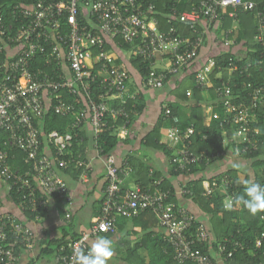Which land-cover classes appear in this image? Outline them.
Segmentation results:
<instances>
[{
	"label": "built area",
	"instance_id": "built-area-1",
	"mask_svg": "<svg viewBox=\"0 0 264 264\" xmlns=\"http://www.w3.org/2000/svg\"><path fill=\"white\" fill-rule=\"evenodd\" d=\"M255 7L252 0H199L190 10L179 11L172 7L166 20L170 28L164 30L155 0H39L32 4H14L7 12L0 6V176L8 189L18 194L21 209L35 212L47 207L49 198L53 197L61 204L65 221L71 222L72 195L60 170L70 167L72 159L66 158V151L73 146L79 129L85 124L92 127L96 149L105 158L107 184L100 214L79 238L60 246L57 259L61 264H77V253L88 250L92 237L115 232L118 216L135 218L146 210L158 217L179 263H213L211 257L197 247L208 241V228L186 206L171 199L172 191L162 188L163 178L154 179L148 188L140 185L125 188V178L130 175L131 167L119 164L113 154H105L98 146L99 136L107 128H114L110 120H121L115 127L117 136L127 137L131 113L136 110L137 103V96L129 90L131 74L128 68L116 62L115 53L107 46L119 38L132 46L127 54L129 58L137 55L154 60L168 59L165 69L155 68L153 62L142 80L145 88L159 89L170 75L184 72L195 62L203 45V32L198 29L202 20L211 24L226 14L237 17L240 8L254 10ZM256 17V41L264 47V13L258 11ZM173 20L190 25L197 35H182ZM241 61L236 57L229 59L227 80L221 77L222 72L215 73L214 60L196 69L195 86L202 91L215 88L217 100L226 112L224 121L233 130L232 134L224 130L222 151L211 155L206 151L197 153L192 149L196 127L190 124L181 129V120L175 116L174 125L168 129V138L169 146L172 143L176 149L173 158L176 170H190L202 160L212 163L226 154L229 145L234 146L238 155L255 153L264 147L260 126L264 84L247 82L246 95L236 92L232 75L240 72L248 78L251 76L247 73L251 63L241 65ZM215 79H220L218 85ZM94 82L104 89L99 101L91 97ZM63 92L81 94L88 100L76 110V104L66 101ZM48 98L56 113L72 114L74 120L69 131H50L43 142L42 131L37 125L44 119ZM131 101L129 109L127 104ZM213 117L219 118L220 114L216 112ZM43 143L48 151L42 150ZM13 148L25 153L27 170L12 168L9 158ZM75 162L83 169L88 166L82 156ZM262 170L261 176H264L263 167ZM84 174L81 176L86 177ZM236 185L233 175L223 173L220 183L214 181L204 189L203 195L210 198L222 189L225 202L236 197ZM180 192L192 194L187 187ZM261 218L264 220V213ZM263 239L264 234L258 236L257 247H262ZM35 241L36 233L26 222L10 213L0 215V264H17V247L31 250ZM218 248L221 256L228 259L243 245L239 241L223 240Z\"/></svg>",
	"mask_w": 264,
	"mask_h": 264
},
{
	"label": "crops",
	"instance_id": "crops-1",
	"mask_svg": "<svg viewBox=\"0 0 264 264\" xmlns=\"http://www.w3.org/2000/svg\"><path fill=\"white\" fill-rule=\"evenodd\" d=\"M228 11L226 10V12ZM227 17H231L232 19L228 20ZM255 25H258L256 15L253 18L247 16L244 18V21L228 14L221 20L211 24L205 19L202 20L200 27L203 32V45L197 60H195V63L189 69L178 75L171 76L164 86L159 89L145 88L141 74L130 63V58L127 56L126 51L121 46L117 47L114 43H111V47L114 49L113 52L116 55V62L119 65L123 64L131 71L129 90L137 96V101L142 106L134 116L127 137H120V143L116 149L109 153L116 157L119 164H124L127 157H133L134 159V171L131 167L132 171L130 175L125 178V188L129 189L140 185L138 182L140 167L142 163L147 164L150 170L159 172L162 178H166L171 182L175 189L178 203L192 211L206 225L212 236L214 235L213 232L215 233L214 224L216 220L213 221L210 213L180 192L183 187L187 186L192 175L189 173L173 175L171 173L172 162L169 155L162 149L148 147L145 144V138L156 127L163 107L168 103L183 104L185 106L183 115L191 116L190 107L197 102L193 95L191 74L209 60L216 62L215 57L223 53H231L238 59L247 58L249 35L246 37V33L254 30ZM168 65V59L165 58H157L154 63L157 69H165ZM227 73H230L229 68H227ZM221 77H223V73ZM184 88H187V90ZM183 90L186 91V96L183 95ZM183 97L185 99H182ZM47 102L49 105V98ZM200 103H202L204 123L209 125L214 103L211 99L202 100ZM82 129L86 139L84 140L80 154L85 156L84 160L87 161L88 166L85 169L80 168L79 173H76L75 170L62 173L68 181L72 195L73 215L71 221L74 223L76 231L80 233L88 230L93 220L100 214L107 184L105 158L96 149L94 131L88 123ZM169 148L172 151L176 150L172 147V143H170ZM227 148L225 155L216 158L214 163L212 162L207 168L202 167L201 171L195 174L196 177L203 176L205 178L203 182L204 189L208 183L206 179L209 180L212 176L223 173L226 170L237 171L239 177L250 178L253 181L257 177L261 178V175H263L262 168L256 167L253 164V159L236 154L235 148L232 146H227ZM82 173H85L86 177H82ZM87 206L86 213L81 215L82 217L77 220V213L80 209H84ZM45 208L47 211L41 217L28 219L25 211L19 206V200L17 203L15 197L11 196L8 185L0 176V215L13 214L31 226L36 233V245L33 249L27 250L22 248L20 252L16 249L19 254L18 263L20 264H27L36 257L40 250L39 244L41 240H52L62 237L64 227L68 224L55 198L50 197L48 205ZM76 220L78 221L77 224ZM241 221L242 223L245 222L242 218ZM222 222V217H218L217 224L221 226ZM142 224L145 227H149V230H153L157 237L165 235V230L160 227L157 218L151 214H147L137 219V221L134 218L119 217L116 231L112 232L110 237L114 241L115 251L108 264H150L152 262L150 255L152 245L150 240L145 245L141 242L145 233ZM95 238H92L91 242ZM209 251L212 253V264H238L237 262L231 263V260L223 258L215 250L210 249ZM36 262L37 264H58V259L57 255H53L38 258Z\"/></svg>",
	"mask_w": 264,
	"mask_h": 264
},
{
	"label": "trees",
	"instance_id": "trees-1",
	"mask_svg": "<svg viewBox=\"0 0 264 264\" xmlns=\"http://www.w3.org/2000/svg\"><path fill=\"white\" fill-rule=\"evenodd\" d=\"M39 0H0V6L5 12H7L10 7L14 4L22 3V4H32L36 3ZM48 1V0H47ZM199 0H155L158 5V10L161 13L160 17L164 22V30L169 29L170 26L166 24V20L169 18L168 13L172 7H177L179 11L183 10H190L194 4L198 3ZM256 3V7L254 10H242L241 8L237 10V17L241 21H244V18L247 16L254 17L258 11H262L264 13V0H252ZM228 20H231V17H227ZM179 33L187 37H195L197 34L193 32L190 28V25L173 20V22ZM229 26V25H228ZM258 26V25H257ZM257 26L255 25L254 30L249 31L246 33V37L249 35V51L247 53L248 57L243 58L239 64H247L251 63V67L247 73H250V77L248 78L247 74H241L240 72H236L232 75V83L236 85L234 88L236 92L240 91L243 95H246L247 90H245V83L252 82L257 84H264V47L259 42L256 41V36L258 34ZM198 29L201 30V27L198 26ZM117 47L121 46L125 51H131L132 46L130 44L123 43L121 39L116 38L114 43ZM111 43L108 44L107 48L112 49ZM114 50V49H112ZM200 54V51L197 55V58ZM234 57L231 53H223L215 57L216 59V69L215 73L218 72L223 73V79L227 80L230 76L227 73V68L229 67V59ZM196 58V60H197ZM130 63L138 70V72L143 78L149 73L154 59H147L142 56L133 55L129 59ZM37 62V61H36ZM195 63V62H194ZM193 66V65H192ZM220 68V69H219ZM96 70V69H95ZM130 70V69H129ZM196 71V70H195ZM131 74V71H129ZM215 75V74H214ZM173 76L170 75L169 78ZM168 78V79H169ZM167 79V80H168ZM191 79L193 82V95L195 100L197 101L195 104H192L190 107L191 116H184L183 110L184 105L181 103H168L166 106L163 107V111L160 115L158 123L156 127L146 136L145 144L150 148H157L164 150L170 157L172 162L171 165V173L173 175H178L182 173H189L192 175V178L189 180L187 184V188L192 190L191 195H186L190 199H192L195 203L200 205L205 211L211 214L212 220H216L214 224V231L213 236L211 235L206 243L198 244L197 247L201 250L203 254L209 255L212 259L211 250H215L220 256V250L218 245L223 240H231V241H239L242 243L243 248L237 249L235 254L232 258H228L227 260H231V263L237 262L238 264H264V239L262 247L259 248L256 246V241L258 236H262L264 234V220L261 218V215L264 211H259L256 214L250 213L246 208L242 205H234L231 210H226L224 208V195L222 189H219L214 193V195L210 198L205 197L203 195V182L204 177H196L195 174L201 171L202 167L207 168L211 162L208 164L206 160H202L200 163L193 165L190 170L187 171H180L176 170L175 166L173 165V158L175 151L170 150L169 148V138H168V129L174 125V117L177 116L181 120L180 127L181 129L186 128L190 124H194L197 129L196 135L192 137L193 145L192 149L197 153H201L206 151L208 155L216 154L219 151L224 149L222 145L223 133L224 130H228V134H232V128L224 121L226 117V112L223 107V104L217 100V95L215 92V88L212 87L209 90L202 91L195 86V72L191 74ZM166 80V81H167ZM216 85L219 84L220 79H215ZM187 90V88H184ZM103 87L99 85V83H92V94L91 97L95 101L100 100V94L103 92ZM183 95L186 96V91L183 90ZM83 95H74L68 92H63V98L71 103L76 104V110L83 107L86 103V99ZM182 99H185L184 97ZM211 99L214 103L213 111L211 114V122L209 125L204 123V118L202 115V106L200 103L202 100ZM245 99V97H244ZM88 100V99H87ZM133 101L127 104L128 108H131ZM48 108L46 109V114L44 119L38 123V127L42 131V141L44 142V137L50 131H58L60 133H66L69 131V127L74 120V116L72 114L69 115H60L56 113L53 105H47ZM141 105L139 101L136 103V112L141 109ZM168 109V112L166 111ZM131 113V123L129 127H131L133 123L134 116L136 112ZM260 126L263 129L264 134V108L260 110ZM218 112L220 114L219 118L213 117V114ZM110 124H114V128H107L98 139V146L103 148V152L105 154H109L113 152L118 144L120 143V138L117 136V131L115 127L121 124V120L111 121ZM83 129H79V136L75 138L73 142V146L70 147L66 151V158L72 159L70 163V167L66 170H60L61 173H67L72 170H75L76 173L80 172V167L77 166L78 164L75 162L79 156H82L80 152L82 151V145L86 137L82 131ZM206 135V137H203ZM84 138V139H83ZM232 146V145H229ZM234 147V146H232ZM42 150L48 151L47 146L43 143ZM84 153V150H83ZM245 157L253 159V164L258 168H264V147H261L258 152L255 153H247L243 154ZM25 153L17 148H13L10 151V158L9 163L11 164L13 169H20L22 171L27 170L28 164L24 161ZM85 156L83 155L82 158ZM213 162L215 160H212ZM124 165L135 167V162L133 157H127L125 159ZM82 169V168H81ZM134 171V169H133ZM141 171V172H140ZM140 171L138 174V182L142 188H148L154 179L162 178L159 172L150 170V167L147 164L142 163L140 167ZM223 173H229L233 175L235 182L239 177L237 171L233 170H226ZM223 173L216 174L212 176L209 180L206 179L207 186H211L214 181L220 183V178ZM146 175V178H145ZM256 182L264 184V176L261 178H256ZM237 184V183H236ZM163 189H170L172 191L171 199L178 203L177 196L175 194V189L171 182L166 178H163ZM235 195H239L242 192V186L236 185L234 187ZM11 196L15 197L16 202L18 203L19 196L15 190H9ZM59 203V202H58ZM180 204V203H179ZM61 208V204L59 203ZM47 211L46 208H39L37 211L33 212L30 210L25 211V215L28 219H35L36 217H41ZM151 214L155 216L158 220L156 214L150 210H146L142 212L139 216L135 217L137 219ZM120 216H118L119 218ZM197 217V216H196ZM218 217H222V224H217ZM241 218L244 223H242ZM118 220V219H117ZM198 221H201L198 219ZM159 222V220H158ZM220 226V227H219ZM143 229H145V233L143 234L141 242L143 245L147 243L148 240L151 242V263L150 264H181L174 258V250L165 238V235L161 237H157L153 230H149V227H145L142 224ZM196 226L192 228L194 231ZM112 232L108 233H101L98 236H106L111 237ZM81 235L80 232L76 231L74 223L71 221L68 223V228H65L63 231V235L60 238L52 239V240H41L40 242V250L39 253L27 264H37L36 260L38 258H45L50 257L53 255H58L60 251V246L63 244L68 243L71 240H75L79 238ZM97 237V236H96ZM94 238V237H92ZM91 238V239H92ZM90 239V240H91ZM91 241H89L90 247ZM36 245V241H35ZM34 245V247H35ZM22 247H17V251L20 252ZM213 262V259H212ZM20 264V263H17ZM183 264H194L192 262H186Z\"/></svg>",
	"mask_w": 264,
	"mask_h": 264
},
{
	"label": "clouds",
	"instance_id": "clouds-1",
	"mask_svg": "<svg viewBox=\"0 0 264 264\" xmlns=\"http://www.w3.org/2000/svg\"><path fill=\"white\" fill-rule=\"evenodd\" d=\"M236 183L242 186V192L234 199L226 200L224 207L231 210L234 205H242L252 214L264 211V184L244 177H238ZM114 251V241L111 238L97 236L86 252L77 253V264H108Z\"/></svg>",
	"mask_w": 264,
	"mask_h": 264
},
{
	"label": "rangeland",
	"instance_id": "rangeland-1",
	"mask_svg": "<svg viewBox=\"0 0 264 264\" xmlns=\"http://www.w3.org/2000/svg\"><path fill=\"white\" fill-rule=\"evenodd\" d=\"M128 52H129V51H126L127 54H128ZM214 162H215V161H214ZM214 162H213V163H214ZM87 208H88V206L85 207L84 209H80V211L77 213V216H76L77 220H79L80 217H82L81 215H83V214L86 213ZM77 220H76V224H77V222H78ZM67 225H68V224H66V225H65L66 227H64V228H68ZM88 229H89V228H88ZM89 241H91V240H89ZM58 264H61V263L58 261Z\"/></svg>",
	"mask_w": 264,
	"mask_h": 264
}]
</instances>
